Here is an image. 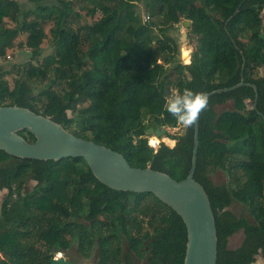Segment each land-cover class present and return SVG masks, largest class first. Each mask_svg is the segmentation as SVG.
Returning a JSON list of instances; mask_svg holds the SVG:
<instances>
[{"label": "trees", "instance_id": "trees-1", "mask_svg": "<svg viewBox=\"0 0 264 264\" xmlns=\"http://www.w3.org/2000/svg\"><path fill=\"white\" fill-rule=\"evenodd\" d=\"M29 1L31 6L0 0V58L21 33L31 53L23 66L0 64V104L50 116L75 135L122 153L132 166H150L177 180L188 175L194 126L168 134L175 145L162 142L157 149L146 134L149 127L178 124L164 107L174 90L208 93L242 78L257 86V101L250 84L208 97L199 115L194 173L215 214L217 264L254 263L264 253V0ZM82 12L101 13L100 28L82 23ZM181 19L192 21L194 50L187 64L169 33ZM48 37L55 57L46 68L38 62ZM14 71L15 89L7 79ZM38 84L43 86L37 91ZM228 101L232 108L217 110ZM20 134L35 140L28 130ZM224 166L230 179L216 183L211 173ZM29 178L36 184L25 192ZM4 188L0 264H51L73 244L94 258L91 264L184 263L187 229L181 216L153 193L100 182L83 157L43 160L0 150ZM76 198L84 201V213ZM234 201L246 206L249 217L229 209ZM240 230L243 239L231 248L230 237Z\"/></svg>", "mask_w": 264, "mask_h": 264}, {"label": "water", "instance_id": "water-1", "mask_svg": "<svg viewBox=\"0 0 264 264\" xmlns=\"http://www.w3.org/2000/svg\"><path fill=\"white\" fill-rule=\"evenodd\" d=\"M183 26L189 27L191 20H183ZM182 25H178L180 30ZM183 31L179 42L187 38ZM246 83L244 78L230 87L214 89L211 96L222 91H231ZM255 101V106H256ZM28 130L35 136L28 141L20 132ZM168 128L149 127L146 134L158 137L166 135ZM199 146V117L194 125V146L192 162L188 175L177 180L164 171L150 166H132L126 157L106 145L77 136L62 123L50 116L36 112L18 104H0V150L8 154L33 159L60 160L65 157H83L95 177L105 185L116 189L135 192H150L170 206L183 219L187 229L186 253L183 264H217L218 234L215 214L210 197L204 186L194 178L197 166ZM51 264H72L70 258L63 255L53 257Z\"/></svg>", "mask_w": 264, "mask_h": 264}, {"label": "rangeland", "instance_id": "rangeland-1", "mask_svg": "<svg viewBox=\"0 0 264 264\" xmlns=\"http://www.w3.org/2000/svg\"><path fill=\"white\" fill-rule=\"evenodd\" d=\"M21 3H23L25 6H31L32 3L29 0H19ZM140 11L143 14V18L145 17L142 5L140 4ZM101 13H98L95 16H89L86 15L84 12H82V18H81V22L84 23H90L93 24L96 28H100V23H99V19H100ZM145 19V18H144ZM8 24L9 25H14V23L12 21H10L9 19H7ZM183 19H181V21L177 24L178 25H182L180 30L174 28L171 29L169 31L170 35H173L176 39H180L181 36V32L185 31L188 32L189 34V30L188 27L183 26ZM52 26V23L48 22L45 24V30L48 34H50V28ZM156 32L158 33L159 31L156 30ZM160 33V32H159ZM27 38V34L26 33H21L18 35V37L15 39V43L14 46L12 48H8L7 49V55L5 57L0 58V64H3L5 68H11L12 69V65L13 64H20L21 66H23L24 64H26L29 60H30V50L25 46V41ZM192 37H190L189 35H187V38L185 40H183V42H179L180 43V55L179 58L181 60V62L183 63H190L191 62V56H192V52L194 50V46H193V42H192ZM50 38H46L43 41L42 47H43V52L42 55L40 56V61L38 62V64L41 63V65L46 66V68H49V66L51 65L54 57H55V52L53 50V48L51 47L50 43ZM190 50V60L187 61L184 57H183V49L186 48ZM187 61V62H186ZM260 73L264 72V67H262L260 70ZM19 74L16 73V71H14L12 74L7 76V79L9 80L10 86L15 89L16 85H17V78H18ZM43 85L42 84H38L36 90H40L41 87ZM174 92H176V90H174ZM80 106H85V104H82ZM232 102L228 101L224 104L218 105L217 106V110L218 111H223L225 109L228 108H232ZM69 115H72V111L69 110L68 111ZM168 128L167 134L166 135H162L160 137L154 135V134H150L147 135L148 137V142L149 144L151 143V138L152 137H158L159 138V142L155 145L154 148H158L159 145L164 142L165 144L169 145V146H174L176 143V139L171 138L170 136H167L168 134L170 135H177L181 132H183L184 128L177 124L176 126H166ZM170 139L173 140L174 142H170ZM154 145V144H152ZM228 168L227 167H220V168H216L212 171L211 176L212 179L216 182V183H226L229 181L230 176L227 172ZM65 176V173L63 174ZM36 184V181L33 179H28L27 183H26V187L24 189L25 192L31 191L34 186ZM8 194V189L4 188V189H0V209H1V205L3 200L6 198ZM84 202V201H83ZM82 202V200L80 198H76L75 200V204L76 206L79 207L81 213L85 212V206L83 207L84 203ZM229 209H231L236 215L238 216H245V217H249L247 208L245 205H243L242 203L238 202V201H234L230 206ZM243 230L238 231L237 233H235L232 237H230L229 240V246L231 248H235L238 245H240L242 239H243ZM59 252L56 253V255ZM63 256L70 258L72 264H91L94 261V258H86L85 256H83L77 249V245L73 244L72 247L67 251V252H60ZM252 264H264V253H259L257 255V259L254 263Z\"/></svg>", "mask_w": 264, "mask_h": 264}, {"label": "clouds", "instance_id": "clouds-1", "mask_svg": "<svg viewBox=\"0 0 264 264\" xmlns=\"http://www.w3.org/2000/svg\"><path fill=\"white\" fill-rule=\"evenodd\" d=\"M208 104L206 93L185 88L171 93L164 107L179 125L187 129L195 125L200 113L207 109Z\"/></svg>", "mask_w": 264, "mask_h": 264}, {"label": "bare ground", "instance_id": "bare-ground-1", "mask_svg": "<svg viewBox=\"0 0 264 264\" xmlns=\"http://www.w3.org/2000/svg\"><path fill=\"white\" fill-rule=\"evenodd\" d=\"M182 53H183V57H184L187 61H189V60H190V50L187 49V47H186V48L183 49V52H182ZM187 61H186V62H187ZM159 141H160V140H159L158 137H155V136H154V137L151 138V143L154 144V145H156ZM170 142L173 143L174 141L170 139ZM60 255H62V254L60 253Z\"/></svg>", "mask_w": 264, "mask_h": 264}, {"label": "built area", "instance_id": "built-area-1", "mask_svg": "<svg viewBox=\"0 0 264 264\" xmlns=\"http://www.w3.org/2000/svg\"><path fill=\"white\" fill-rule=\"evenodd\" d=\"M149 18V16L147 15V16H145V19L144 20H147ZM151 146H153V147H155V145H152V144H150ZM156 149V148H155ZM60 255V252L57 254V255H55L54 257H57V256H59Z\"/></svg>", "mask_w": 264, "mask_h": 264}, {"label": "crops", "instance_id": "crops-1", "mask_svg": "<svg viewBox=\"0 0 264 264\" xmlns=\"http://www.w3.org/2000/svg\"><path fill=\"white\" fill-rule=\"evenodd\" d=\"M184 20V19H183ZM261 74H263L264 75V72L263 73H261Z\"/></svg>", "mask_w": 264, "mask_h": 264}]
</instances>
